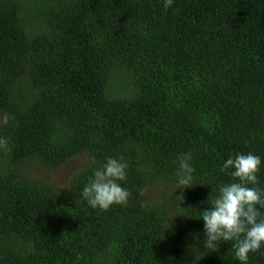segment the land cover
<instances>
[{
    "label": "trees",
    "instance_id": "16d2710c",
    "mask_svg": "<svg viewBox=\"0 0 264 264\" xmlns=\"http://www.w3.org/2000/svg\"><path fill=\"white\" fill-rule=\"evenodd\" d=\"M0 264H264V0H0Z\"/></svg>",
    "mask_w": 264,
    "mask_h": 264
},
{
    "label": "rangeland",
    "instance_id": "374dc122",
    "mask_svg": "<svg viewBox=\"0 0 264 264\" xmlns=\"http://www.w3.org/2000/svg\"><path fill=\"white\" fill-rule=\"evenodd\" d=\"M82 159H84V157H80V158L72 161L71 163H69L68 165L63 167L62 169L52 172L51 176H52L54 182L59 184V185L66 183V181L73 175V173L76 172L80 168L81 163H82ZM148 190H149V192L157 193V190L154 188L149 187L146 189V192Z\"/></svg>",
    "mask_w": 264,
    "mask_h": 264
}]
</instances>
